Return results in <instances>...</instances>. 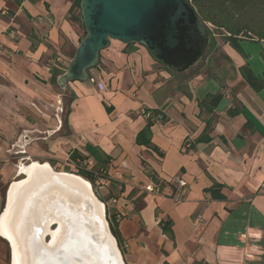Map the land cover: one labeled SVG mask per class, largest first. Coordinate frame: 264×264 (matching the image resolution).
Wrapping results in <instances>:
<instances>
[{"label": "crops", "instance_id": "crops-1", "mask_svg": "<svg viewBox=\"0 0 264 264\" xmlns=\"http://www.w3.org/2000/svg\"><path fill=\"white\" fill-rule=\"evenodd\" d=\"M73 1L0 0V185L12 158L98 170L125 264H264V88L237 70L254 55L235 51L231 75L175 73L111 39L87 80L60 85L59 73L54 84L83 33ZM255 62L264 75V50ZM216 92V105L201 101ZM152 174L163 193L145 189ZM179 177L187 190L175 201Z\"/></svg>", "mask_w": 264, "mask_h": 264}, {"label": "water", "instance_id": "water-1", "mask_svg": "<svg viewBox=\"0 0 264 264\" xmlns=\"http://www.w3.org/2000/svg\"><path fill=\"white\" fill-rule=\"evenodd\" d=\"M80 13L85 33L58 77L60 85L72 80H87L89 70L97 64L99 52L111 39L143 45L154 60L175 73L193 67L204 56L210 42L208 29L191 0H80ZM36 161L42 162V165L47 163L50 172L56 176L83 177L78 173L53 170L48 161ZM18 174L21 177L11 180L6 187L0 217L7 207L11 184L28 178L26 171H18ZM87 182L92 199L102 206V223L114 247L117 262L125 264L117 239L110 228L106 205L95 193L92 183L88 179ZM60 218L61 215L49 222L42 238V247L50 245L52 232L61 226ZM0 237L8 243L9 263L12 264L11 242L6 237Z\"/></svg>", "mask_w": 264, "mask_h": 264}, {"label": "bare ground", "instance_id": "bare-ground-1", "mask_svg": "<svg viewBox=\"0 0 264 264\" xmlns=\"http://www.w3.org/2000/svg\"><path fill=\"white\" fill-rule=\"evenodd\" d=\"M39 163L18 166L28 178L11 184L0 217V235L12 245V264H118L102 206L92 199L87 179L56 176L47 163ZM59 215L61 226L52 232L50 245L42 247L49 222Z\"/></svg>", "mask_w": 264, "mask_h": 264}, {"label": "trees", "instance_id": "trees-1", "mask_svg": "<svg viewBox=\"0 0 264 264\" xmlns=\"http://www.w3.org/2000/svg\"><path fill=\"white\" fill-rule=\"evenodd\" d=\"M196 7L198 13L204 24L206 25L210 42L205 50L204 56L207 55V51L210 45L215 43L214 32H217L222 42L227 43L243 58L247 57V53L243 49L244 42L250 43H263L264 42V0H191ZM71 20L80 24L83 28L82 36L84 35V27L82 17L80 13V0H74L69 10ZM209 25L213 28L210 29ZM98 63V61H97ZM166 68V67H165ZM167 69V68H166ZM241 80L247 83L254 90H260L264 88V75L255 74L250 68L248 63H244L237 68ZM170 71V70H169ZM60 72H52L50 81L56 84V77ZM221 92L208 93L201 100L202 102H209L211 105H216L222 97ZM239 109H228L229 115H235L239 113ZM142 112V111H141ZM145 112L149 114L146 115ZM148 119L161 118L164 119V115L160 109L143 108L142 112ZM148 124H150V121ZM148 126L145 127V130ZM203 139V138H200ZM78 174L88 179L94 184L95 179L100 174L98 170H87L84 167L78 169ZM153 175V174H152ZM153 179L156 180V186L159 191H162L163 182L156 179L153 175ZM211 194L222 197L219 193H214L213 188H210ZM107 212V209H106ZM107 218L110 224V228L114 236L116 237V222H114L107 213ZM117 239V237H116Z\"/></svg>", "mask_w": 264, "mask_h": 264}, {"label": "rangeland", "instance_id": "rangeland-1", "mask_svg": "<svg viewBox=\"0 0 264 264\" xmlns=\"http://www.w3.org/2000/svg\"><path fill=\"white\" fill-rule=\"evenodd\" d=\"M210 29L213 27L209 25ZM214 39L215 43L210 45L207 55L203 56L193 67L187 70L186 74H193V73H204L205 75H217L219 72L227 73L231 75L233 70L235 69V62L234 57L236 55V52L233 48H231L227 43L222 42L217 32H214ZM243 49L244 51L253 54L250 60V65H252V70L254 71V68L258 67L256 60V56L259 55L260 49L264 50V42L263 44L258 43H250V42H244L243 43ZM254 67V68H253ZM207 81V80H206ZM63 103L65 105L67 97H63ZM65 106L63 107L62 113L64 115L65 113ZM12 180L20 178L21 174H18V165H25L29 161V159H23L19 161V158H12ZM22 163V164H21ZM52 167L55 170L58 171H69L73 173L78 172V168L75 166H69L66 164H57V163H50ZM85 164H83L84 166ZM87 166V165H86ZM93 189L95 193L98 195L100 194V188L97 184H92ZM7 185L2 184L0 185V211L3 206L4 202V194L6 191ZM2 239V240H1ZM9 246L8 243L0 237V259L3 261L4 264H10L9 263ZM0 260V261H1Z\"/></svg>", "mask_w": 264, "mask_h": 264}, {"label": "built area", "instance_id": "built-area-1", "mask_svg": "<svg viewBox=\"0 0 264 264\" xmlns=\"http://www.w3.org/2000/svg\"><path fill=\"white\" fill-rule=\"evenodd\" d=\"M99 87L102 88L103 86L99 84ZM145 113L146 115L149 114L148 112H145ZM188 144H189V141H186L185 146H187ZM176 182L178 185V189L176 190V192L169 194V196L175 201H181L187 190V181L184 178L179 177L176 179ZM145 189L148 191H155V192L163 193L162 191H159L158 187L153 182H150L149 184H147L145 186ZM117 218L119 219V216H117Z\"/></svg>", "mask_w": 264, "mask_h": 264}]
</instances>
